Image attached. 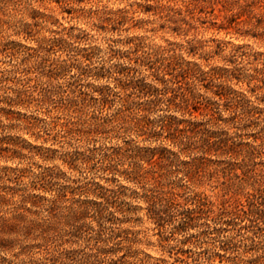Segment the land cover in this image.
<instances>
[{"label": "rangeland", "instance_id": "1", "mask_svg": "<svg viewBox=\"0 0 264 264\" xmlns=\"http://www.w3.org/2000/svg\"><path fill=\"white\" fill-rule=\"evenodd\" d=\"M0 264H264V0H0Z\"/></svg>", "mask_w": 264, "mask_h": 264}]
</instances>
